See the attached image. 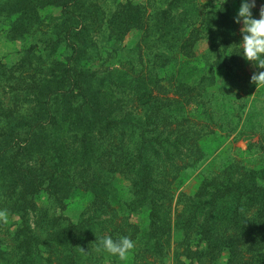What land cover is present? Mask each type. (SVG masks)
<instances>
[{
	"label": "trees",
	"instance_id": "obj_1",
	"mask_svg": "<svg viewBox=\"0 0 264 264\" xmlns=\"http://www.w3.org/2000/svg\"><path fill=\"white\" fill-rule=\"evenodd\" d=\"M164 1L109 16L119 65L100 75L79 0H43L60 9L50 53L67 54L0 108V209L19 218L0 224V264H264V88L250 83L264 69L240 49L241 0ZM132 30L144 35L140 69L123 50ZM104 236L130 237L128 259L98 253Z\"/></svg>",
	"mask_w": 264,
	"mask_h": 264
},
{
	"label": "rangeland",
	"instance_id": "obj_2",
	"mask_svg": "<svg viewBox=\"0 0 264 264\" xmlns=\"http://www.w3.org/2000/svg\"><path fill=\"white\" fill-rule=\"evenodd\" d=\"M5 5L11 0H0ZM11 6H15L16 1L20 2V6L14 7L13 10L5 9L2 11L5 14L0 16V108L7 106L12 107L14 101H17L18 87L24 86V81L33 75H38L39 69L48 65L51 59H61L62 56L67 54L66 49H56L59 54L50 53L47 46L48 27L50 21L59 13V7L54 5H44L43 0H12ZM131 2L134 5H140L139 9H143L145 13H151L155 7L162 8L165 6L164 0H79V7L76 11L81 19L82 27L88 29V41L91 37L93 45H91V52L87 61L92 63L93 67L99 71L101 75L102 67L114 64L118 67L113 56L108 55L106 51L109 48V41H107L106 21L114 14L119 8L129 5ZM264 2V1H263ZM262 1L256 0L255 10H260ZM1 13V12H0ZM21 31L17 35L12 33L13 30ZM46 32V34H43ZM142 31L132 30L125 35L123 50L126 52L133 51L131 56L135 59L134 66L136 69L141 68V64H147L146 51L143 47L144 40L141 36ZM148 44V42H146ZM119 45L118 48H120ZM193 50L196 54H202L205 51L209 52L208 42L205 40L200 41L194 45ZM145 52V53H144ZM141 60H140V59ZM60 60V61H61ZM4 74V76H3ZM21 101L19 103V106ZM248 111V107H246ZM244 119V118H243ZM242 119V120H243ZM230 137L227 141L232 140ZM251 139L248 134L240 137L238 143H233L234 146H244L245 143L250 142ZM227 143V142H226ZM46 195L42 193L37 197L39 206L46 205ZM48 201H50L48 199ZM71 206L65 214L73 219L76 214L77 207L82 203L79 198H73ZM14 221H18L17 216L10 217ZM11 224L10 226H14ZM11 229V228H10ZM11 231V230H10ZM171 254L169 256L170 262L172 261Z\"/></svg>",
	"mask_w": 264,
	"mask_h": 264
},
{
	"label": "clouds",
	"instance_id": "obj_3",
	"mask_svg": "<svg viewBox=\"0 0 264 264\" xmlns=\"http://www.w3.org/2000/svg\"><path fill=\"white\" fill-rule=\"evenodd\" d=\"M256 7V0H241V6L238 10L235 23L242 25L240 33L242 41L239 44L243 57L257 69H264V5L259 10V18H253L252 9ZM250 83L256 86V89L264 88V71L254 72ZM10 217L7 209H0V224L8 225ZM135 247L134 241L127 236L120 237L117 240L110 236H104L99 239L96 251H104L111 256L118 257L121 261L128 259L130 253ZM82 251H84L81 248Z\"/></svg>",
	"mask_w": 264,
	"mask_h": 264
}]
</instances>
